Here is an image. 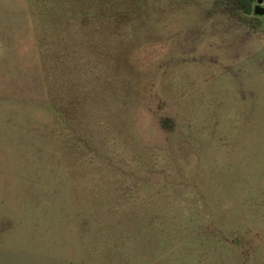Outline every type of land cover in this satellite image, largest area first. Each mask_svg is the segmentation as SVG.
Segmentation results:
<instances>
[{
    "label": "rangeland",
    "instance_id": "obj_1",
    "mask_svg": "<svg viewBox=\"0 0 264 264\" xmlns=\"http://www.w3.org/2000/svg\"><path fill=\"white\" fill-rule=\"evenodd\" d=\"M0 264H264V0H0Z\"/></svg>",
    "mask_w": 264,
    "mask_h": 264
},
{
    "label": "water",
    "instance_id": "obj_2",
    "mask_svg": "<svg viewBox=\"0 0 264 264\" xmlns=\"http://www.w3.org/2000/svg\"><path fill=\"white\" fill-rule=\"evenodd\" d=\"M261 0H256V2H260ZM253 12L255 14L261 15L263 13V7H261L258 3H256L253 7Z\"/></svg>",
    "mask_w": 264,
    "mask_h": 264
}]
</instances>
